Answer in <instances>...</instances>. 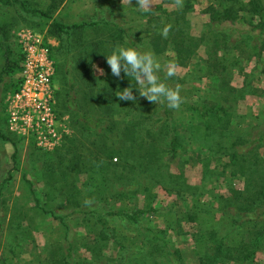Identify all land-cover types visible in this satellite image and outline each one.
<instances>
[{
	"label": "trees",
	"instance_id": "16d2710c",
	"mask_svg": "<svg viewBox=\"0 0 264 264\" xmlns=\"http://www.w3.org/2000/svg\"><path fill=\"white\" fill-rule=\"evenodd\" d=\"M34 1L35 6L28 5L29 0H0V7L15 5L24 13L49 17L62 2ZM191 1L183 0V7L167 9L165 4H173V0H162L151 11L142 12L137 9L136 0L132 3L104 0L103 6H95L89 18L69 24L54 19L48 24V34L58 42L54 47L49 46V52L55 71L60 74L58 86L54 81L55 72L52 77L53 107L56 113L70 115L73 133L65 144L52 151L43 166L38 164L44 179L57 173L63 179L82 172L90 177L95 175V180L84 181L86 195L68 180H44L43 202L35 195L34 188L32 190L35 208L49 214L58 221L56 225L64 228V236L58 243L59 253L51 259L52 264H75L68 218L83 220L86 226L90 223L88 227L94 235L86 244L91 252L85 259L89 264L90 260L104 264L100 260L107 257L103 249L111 238L119 261H127V264H186L169 233H185L178 228L181 219L197 224L193 252L199 264H226L227 261L250 264L255 262L258 253L264 254V109L246 127L245 119L229 104L237 94L242 95V91L230 83L233 67L243 59L264 57V0H213L205 9L209 19L199 36L191 32L187 18L192 10ZM169 25L171 28L165 38L161 32ZM25 26L41 32L36 24ZM17 27L0 23V92L15 91L21 83L20 78L4 82L5 77H13L21 70L23 54L12 31ZM201 44L205 46V58L197 72H202L213 89L210 96L199 97L195 84L185 85L184 79L177 75L167 78L162 66L164 63L190 66ZM118 46L154 54L161 64L158 73L161 81L172 88L181 86L184 102L179 110L168 108L166 103H150L140 97L135 88V102L120 101L116 97L118 90L132 85L138 87L134 79L123 73L122 78L111 74L106 56ZM54 51L61 55L58 62ZM97 59L104 62L105 75L101 78L94 74ZM197 72L192 75L196 77ZM176 112L189 115L184 118V127L188 126L185 140L174 125ZM233 118L237 121L235 127ZM6 127V116L0 104L1 166L7 175L0 178V208L5 205L2 199L10 184L11 171L23 168L18 160L22 140ZM7 144L13 149L11 154L5 151ZM192 145L198 147L195 163L200 166L201 174L195 184L186 180L182 167L189 161L184 155ZM38 164L30 166L24 162L22 177L28 184L27 177L29 173L35 177L33 171L39 168ZM172 164L176 165L177 172L167 170ZM219 165L221 174L216 172ZM226 172L232 176L239 174L241 186L228 187L226 196L212 188L205 190L210 176ZM65 182L70 185L62 196L66 204L60 210L49 209L48 206L58 200L55 195L60 194ZM48 185H51L49 189ZM157 185L184 202L181 217L174 215L171 205H153L152 188ZM207 193L215 205L200 200ZM138 195L148 200L141 208L123 202ZM85 200L93 203L86 206ZM151 216H162L163 226L149 222ZM108 221L129 227L135 232L134 236L118 238L107 228ZM18 242L15 247L20 248L23 242ZM131 245L134 250L127 252ZM18 253L9 244L8 250L0 255V264H20L15 262Z\"/></svg>",
	"mask_w": 264,
	"mask_h": 264
},
{
	"label": "rangeland",
	"instance_id": "374dc122",
	"mask_svg": "<svg viewBox=\"0 0 264 264\" xmlns=\"http://www.w3.org/2000/svg\"><path fill=\"white\" fill-rule=\"evenodd\" d=\"M28 5L35 6L34 0H29ZM37 2H41V0H36ZM43 1V0H42ZM162 0H154V5L160 3ZM213 0H192V10L188 13V20L191 26V32L199 36L203 31L204 24L209 19V14L205 12L206 7L209 4H212ZM44 2V1H43ZM47 2V0H45ZM104 0H62L59 7L56 8L50 16H42L41 14H28L24 13L20 10L18 6H2L0 7V23L6 24H16L18 26L15 28V31L20 28H30L25 26V24H36L42 33L45 35V40L49 44L50 47H54L58 44L55 37L48 34V24L51 23L52 20L57 19L63 23H73L79 22L93 12L95 6L100 5L103 6ZM46 5V4H45ZM41 6L42 3H41ZM167 9L174 8L173 4H165ZM89 18V17H88ZM41 24H44L41 28ZM37 30V29H36ZM56 62H58L57 58H61V55L54 51ZM205 58V46L201 44L197 49V56L195 61L191 63L190 66H178V75L180 78L184 79L185 85L195 84L196 87L199 88L198 95L202 97L203 95L212 94V89L209 86V80L202 76V72H197V69L201 67L203 64V59ZM195 62V63H194ZM103 60L97 59L94 63V74L99 76V78L105 75V69L103 67ZM194 64V67H191ZM166 63L163 64L164 66ZM237 66V67H236ZM233 67V72L230 74L231 84H233L237 89L242 91V95L234 97L229 104L235 110V112L241 115L245 122L243 124L247 127L251 122H253V118L256 117L257 113L264 109V57L260 60H255L252 57L249 60H242L239 65ZM196 68V69H194ZM240 68V69H239ZM102 70V73H101ZM196 71L197 76L192 75V72ZM54 81L56 86L60 82L58 72L55 71L54 66ZM20 71L16 73L13 77H5L4 82L9 83L14 82L17 79H21ZM62 74V71H61ZM61 82L62 79H61ZM2 86V84H1ZM19 87V86H18ZM3 88V87H2ZM19 89V88H18ZM5 90L0 92V104L1 108L4 109V113L6 116V128L7 130L13 134L15 137L20 138L22 140L21 148L18 153V160L23 165V168L19 165V169H13L11 171L12 175L9 178L10 184L6 188V192L3 195L2 202L5 203L0 208V255L8 250L9 244H11L12 248L18 253V259H15L16 263L20 264H52V260L54 257H57L59 253L58 243L60 239L64 236V228L61 225H56L58 222L49 217V214L42 213L38 209L35 208L33 201V188L35 195L41 200L44 201V187L46 188V182L44 180H68L70 185H74L79 189L82 195H86V186L84 181L95 180V175L92 174V177L87 173H80L76 176L68 175L66 179L60 178L59 173L55 174L53 177L44 179L42 176L43 170L41 169L38 162L43 166L44 162L48 160V158L52 155V151L55 148H58L65 144L68 138L71 137L73 133V128L70 122V115L67 113H56L55 114V125L57 136L54 138L40 139L38 138L39 133L32 132L31 130L27 133L21 132L19 128H15L13 121L11 120V110H9V103L11 101V96H13L17 91ZM196 96V95H195ZM195 98V97H193ZM54 105V104H53ZM54 110V107H53ZM264 111V110H263ZM188 114L183 112H176L174 115V125L176 126V130L182 140H185L186 132L188 131V126L184 127L186 121H184L185 117H188ZM232 126L235 127L237 121L233 118ZM234 130V129H233ZM233 132V131H232ZM91 148L86 149L89 151ZM12 147L7 144L5 146V151L7 154H11ZM198 150L196 145H192L189 152L184 155L189 158L188 163L183 166V173L186 177V180L190 183H198L200 179V166L195 163V151ZM260 150V149H259ZM261 151V150H260ZM1 150H0V178L5 175L3 167L1 166ZM226 158H224V161ZM24 162L27 164H38V169L33 171L35 177L29 176L27 179L29 180V184L24 181L22 175L24 173ZM67 162V161H66ZM8 166H11L9 164ZM29 166V167H30ZM169 167V166H168ZM167 170L170 172H177V167L175 164H172ZM26 168V166H25ZM28 168V167H27ZM41 169V170H40ZM7 170V168H6ZM11 170V168H10ZM31 172V171H30ZM58 172V171H56ZM217 173L221 172V166L219 165L216 170ZM221 174V173H220ZM7 176V175H5ZM8 176L10 174L8 173ZM220 176V177H219ZM213 175L207 179L208 185H206L205 190H210L212 188L216 193L226 196L229 192L228 187H240L241 180L238 175H229L227 172L223 175ZM90 177V179H89ZM1 181V180H0ZM68 182L62 183L60 194H56L58 200L51 203L48 208L53 210H58L62 208L67 201H62V196L69 188ZM51 185H48V189ZM152 193L155 195V199L153 200V205L166 204L171 205L173 207L172 211L175 213L176 217H181L185 206L184 202H179L180 197H176L174 194L170 195L166 192L161 186H154L152 188ZM81 197V195H80ZM212 197L207 193V195L200 198L206 201L209 204H214ZM125 204H135L139 208L143 207L148 203V200H145L142 195H138L133 200H123ZM187 202V200H186ZM120 203L116 205L119 206ZM124 205V204H122ZM60 210V209H59ZM64 214V212H63ZM162 216H151L149 218V222L153 225H157L158 227H162ZM68 224L70 225L72 232V240L74 242L75 249V264H89L86 261V258L91 256L90 250L86 247L87 242H91L93 240L94 232L90 230L88 226L83 223V220H72L71 218L67 219ZM91 222L94 223V218H91ZM129 226V224H127ZM106 227V226H105ZM107 228L112 229L111 231L118 236V238H123V236H127L132 238L135 232L131 231L129 227L122 226L114 221L107 222ZM181 230H183L184 234H175L173 231H169L172 240L175 245L180 248L182 251V255L185 258L186 264H199L197 257L193 252L194 247V233L197 230V224L193 222H187L185 220H180V226H178ZM222 230L225 231L226 228L222 227ZM111 235V234H110ZM109 235V236H110ZM129 239H127L128 241ZM18 241L23 242L20 243V248L15 247V244ZM113 239H108L106 248L103 249V253L107 256L105 259H101L100 261L104 264H127V261H119L120 257L117 254L116 246L113 244ZM57 244V245H56ZM134 250V246L129 247L128 251ZM49 259L51 261H49ZM127 260V259H126ZM264 264V254L258 253L256 255V259L254 263L250 264ZM91 264H99L96 260H90ZM74 264V263H73ZM226 264H239L234 261H227Z\"/></svg>",
	"mask_w": 264,
	"mask_h": 264
},
{
	"label": "built area",
	"instance_id": "2783aa9c",
	"mask_svg": "<svg viewBox=\"0 0 264 264\" xmlns=\"http://www.w3.org/2000/svg\"><path fill=\"white\" fill-rule=\"evenodd\" d=\"M23 60L21 63V83L18 91L11 96L9 110L11 120L20 133H39L38 138H56L54 127L55 102L53 84L54 60L49 52V44L44 33L31 28L15 31Z\"/></svg>",
	"mask_w": 264,
	"mask_h": 264
},
{
	"label": "clouds",
	"instance_id": "9594fccd",
	"mask_svg": "<svg viewBox=\"0 0 264 264\" xmlns=\"http://www.w3.org/2000/svg\"><path fill=\"white\" fill-rule=\"evenodd\" d=\"M129 2L132 3V0H129ZM136 4L139 11L148 12L153 9L154 0H136ZM173 4L176 7H183V0H173ZM170 28V25L164 27L161 35L167 38ZM106 63L114 77L122 78L123 73L127 78L131 77L134 79L138 85V87H133L132 85L116 91V97L120 101L135 102L137 100L133 91L135 88L138 90L139 96L150 103H166L167 107L173 110H179L183 104L184 99L180 94L181 86L176 85L175 88H172L161 81L158 75L161 71V64L153 53L118 46L111 55L106 56ZM164 71L167 78H172L178 75V66L174 63H169L164 66ZM84 203L86 206H90L93 201L85 200Z\"/></svg>",
	"mask_w": 264,
	"mask_h": 264
}]
</instances>
